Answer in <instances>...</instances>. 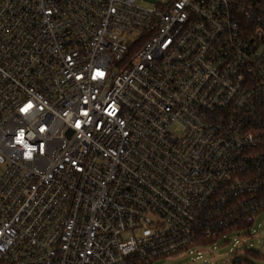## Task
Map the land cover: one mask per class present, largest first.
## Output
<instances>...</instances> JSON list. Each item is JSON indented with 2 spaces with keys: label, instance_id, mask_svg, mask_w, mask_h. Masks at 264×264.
Wrapping results in <instances>:
<instances>
[{
  "label": "built area",
  "instance_id": "obj_1",
  "mask_svg": "<svg viewBox=\"0 0 264 264\" xmlns=\"http://www.w3.org/2000/svg\"><path fill=\"white\" fill-rule=\"evenodd\" d=\"M145 1L0 0V264H209L256 234L264 0Z\"/></svg>",
  "mask_w": 264,
  "mask_h": 264
},
{
  "label": "rangeland",
  "instance_id": "obj_2",
  "mask_svg": "<svg viewBox=\"0 0 264 264\" xmlns=\"http://www.w3.org/2000/svg\"><path fill=\"white\" fill-rule=\"evenodd\" d=\"M159 1V0H158ZM138 5L144 7H153L154 4L148 3L145 0H136ZM253 228L256 234L247 240L239 237L236 231L227 234V239L231 238L229 243L223 244V239L219 240L216 244L217 248L209 257V264H233L235 258H243L250 261L252 264H264V211L255 216ZM126 232L125 235H129ZM234 238H238L240 242H244L241 247L234 248ZM245 249H248L247 251ZM162 263V260H159ZM166 264H200L197 261H192L189 256L167 260Z\"/></svg>",
  "mask_w": 264,
  "mask_h": 264
},
{
  "label": "snow or ice",
  "instance_id": "obj_3",
  "mask_svg": "<svg viewBox=\"0 0 264 264\" xmlns=\"http://www.w3.org/2000/svg\"><path fill=\"white\" fill-rule=\"evenodd\" d=\"M97 75H102V73H97ZM30 107H31V105H28V106H26L24 109H22V111H27L28 108H30Z\"/></svg>",
  "mask_w": 264,
  "mask_h": 264
}]
</instances>
